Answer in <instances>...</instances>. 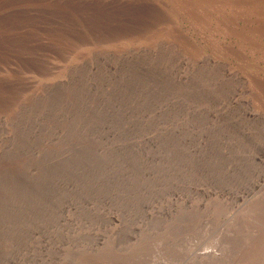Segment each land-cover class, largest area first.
I'll return each mask as SVG.
<instances>
[{
	"label": "rangeland",
	"instance_id": "374dc122",
	"mask_svg": "<svg viewBox=\"0 0 264 264\" xmlns=\"http://www.w3.org/2000/svg\"><path fill=\"white\" fill-rule=\"evenodd\" d=\"M0 264H264V0H0Z\"/></svg>",
	"mask_w": 264,
	"mask_h": 264
}]
</instances>
